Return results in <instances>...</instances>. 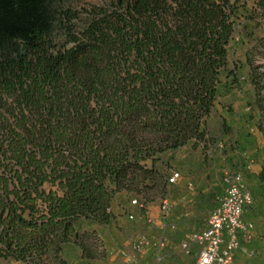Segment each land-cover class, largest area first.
I'll return each mask as SVG.
<instances>
[{
	"label": "trees",
	"instance_id": "obj_1",
	"mask_svg": "<svg viewBox=\"0 0 264 264\" xmlns=\"http://www.w3.org/2000/svg\"><path fill=\"white\" fill-rule=\"evenodd\" d=\"M69 3L0 0L4 261L69 264V243L94 258L80 224L111 223L117 194L166 200L156 164L207 139L236 33L233 0Z\"/></svg>",
	"mask_w": 264,
	"mask_h": 264
},
{
	"label": "rangeland",
	"instance_id": "obj_2",
	"mask_svg": "<svg viewBox=\"0 0 264 264\" xmlns=\"http://www.w3.org/2000/svg\"><path fill=\"white\" fill-rule=\"evenodd\" d=\"M112 1L70 0L69 4L80 10ZM263 1L233 0L238 10L234 17L236 33L228 65L220 76L215 107L206 120L207 139L168 151L156 164L166 180L172 171L182 175L177 184L168 185V213L162 216L165 199L154 190L117 194L112 203L114 219L103 226L107 243L98 237L89 242L97 264H196V246L187 254L182 244L192 231L207 227L210 211L223 196L224 173L233 170L244 175L254 195L244 214L253 224V238L242 244L236 264H264ZM255 73L260 77V92L254 83ZM133 200H137L136 205ZM86 225L95 224L87 221L79 228ZM141 239L149 245L137 248ZM162 239L167 240L163 248L158 246ZM0 264L22 263L0 259Z\"/></svg>",
	"mask_w": 264,
	"mask_h": 264
},
{
	"label": "built area",
	"instance_id": "obj_3",
	"mask_svg": "<svg viewBox=\"0 0 264 264\" xmlns=\"http://www.w3.org/2000/svg\"><path fill=\"white\" fill-rule=\"evenodd\" d=\"M168 183L175 185L182 175L178 171L169 174ZM254 201V195L248 188L244 175L238 171H228L223 176V196L210 211L209 222L203 230H194L183 242L182 248L189 254L196 246V264H236L237 254L243 243H250L253 238V224L245 220V211ZM134 205L137 200H133ZM140 208H144L140 205ZM169 210L168 199L161 204V214ZM167 240L162 239L159 247H164ZM137 248L149 245L145 239L139 240ZM135 247V248H136Z\"/></svg>",
	"mask_w": 264,
	"mask_h": 264
},
{
	"label": "crops",
	"instance_id": "obj_4",
	"mask_svg": "<svg viewBox=\"0 0 264 264\" xmlns=\"http://www.w3.org/2000/svg\"><path fill=\"white\" fill-rule=\"evenodd\" d=\"M86 230H91L95 232L96 237L102 239L107 243V240L104 239V235L106 234V230L103 226L100 225H86V227L80 228V232H85ZM107 246V244H105ZM63 257L65 260H68L69 264H97L98 260H94L95 258H85L83 256V250L81 247L75 243H69L66 245L63 251Z\"/></svg>",
	"mask_w": 264,
	"mask_h": 264
}]
</instances>
